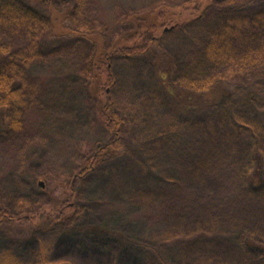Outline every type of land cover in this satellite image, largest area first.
<instances>
[{
	"label": "rangeland",
	"instance_id": "obj_1",
	"mask_svg": "<svg viewBox=\"0 0 264 264\" xmlns=\"http://www.w3.org/2000/svg\"><path fill=\"white\" fill-rule=\"evenodd\" d=\"M184 1L57 0V5L76 6L69 22L74 29L89 26L110 35V24L126 13ZM249 1L215 0L226 7ZM211 25L215 45L222 44L223 35L233 39L241 33L237 28L228 32L217 18L163 38L178 71L188 69L187 60L198 55V74H231L228 66L208 62L198 50L210 36ZM47 31L39 24L31 33L46 38ZM25 34L20 29L0 36V61L10 70L7 88L13 91L8 97L3 94L0 102V205L20 217L0 229V264H264L263 251L249 256L241 249L240 240L249 236L264 247V188L252 192L249 179H222L230 190V205L219 211L197 209L192 222L160 214L162 208L150 192L162 180L164 162L172 159L176 129L184 128L189 116L177 111L156 87L142 56L112 61L117 78L112 96L134 121L123 154L78 180L74 209L64 221L52 222L48 214L57 186L77 172L84 154L104 142L106 134L82 80L90 54L86 41L73 39L64 48L42 51L45 43ZM236 41L235 49L247 44L243 38ZM245 70L251 72L246 81L264 92V65L257 69V61H250ZM173 80L186 84L180 74ZM255 107L264 122V103ZM253 129L257 134V122ZM33 215L36 219L30 220ZM224 240L230 241V249L216 245Z\"/></svg>",
	"mask_w": 264,
	"mask_h": 264
},
{
	"label": "trees",
	"instance_id": "obj_2",
	"mask_svg": "<svg viewBox=\"0 0 264 264\" xmlns=\"http://www.w3.org/2000/svg\"><path fill=\"white\" fill-rule=\"evenodd\" d=\"M75 7L71 4L59 7L57 0H0V36L5 31L21 29L26 33L24 38L32 36L45 43L42 51L64 48L63 44L73 39L86 41L90 51L82 80L86 81L88 100L106 139L89 148L77 172L57 186L58 196L48 214L52 222L64 221L67 213L74 209L77 193L74 186L78 180L123 154L128 135L134 128V121L127 118L126 111L117 106L112 96V88L117 84L112 70L114 58H146L156 87L166 94L177 111L189 116L186 126L176 129L177 138L170 143L172 159L164 162L162 180L150 192H154V201L162 208L161 215L191 220V214L197 209L208 212L211 207L219 211L230 205L227 198L230 190L222 179H249L248 186L257 194L264 188V122L262 111H258V117L255 112V103H264V92L253 89L252 83L246 81L251 72L245 70L250 61H257V69L264 65V0L227 7L218 5L215 0L159 4L126 13L110 24V35L104 30H91L89 26L77 29L70 26ZM217 18L222 19L228 32L237 28L241 33L233 39L223 35L222 44L215 45L217 36L211 25L210 36L198 44V50L208 62L228 66L231 74H198L195 71L200 66L198 55L187 60L190 61L188 69L183 67L178 71L176 59L164 47L163 38L168 33L183 32L205 19ZM39 24L48 30L46 38H40L39 32L31 33ZM241 38L247 44L235 49L236 40ZM14 63L21 64L20 61ZM5 65L0 61V102L3 94L8 97L13 92L7 88L11 76ZM176 74H180L186 84H177L173 80ZM256 122L257 134L253 129ZM34 217L36 219L37 215L29 219L34 220ZM19 220L20 217L0 205V229ZM200 235L202 233L194 236ZM240 241L241 249L249 256L264 252L256 237ZM216 245L222 249L232 247L230 241L225 240Z\"/></svg>",
	"mask_w": 264,
	"mask_h": 264
},
{
	"label": "water",
	"instance_id": "obj_3",
	"mask_svg": "<svg viewBox=\"0 0 264 264\" xmlns=\"http://www.w3.org/2000/svg\"><path fill=\"white\" fill-rule=\"evenodd\" d=\"M165 30H169V28H166ZM40 185H42V182H40Z\"/></svg>",
	"mask_w": 264,
	"mask_h": 264
}]
</instances>
